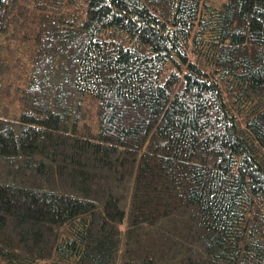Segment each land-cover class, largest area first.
Masks as SVG:
<instances>
[{"label": "trees", "instance_id": "obj_1", "mask_svg": "<svg viewBox=\"0 0 264 264\" xmlns=\"http://www.w3.org/2000/svg\"><path fill=\"white\" fill-rule=\"evenodd\" d=\"M212 1L0 0V264H264V0Z\"/></svg>", "mask_w": 264, "mask_h": 264}, {"label": "rangeland", "instance_id": "obj_2", "mask_svg": "<svg viewBox=\"0 0 264 264\" xmlns=\"http://www.w3.org/2000/svg\"><path fill=\"white\" fill-rule=\"evenodd\" d=\"M212 1V0H211ZM220 0H213L212 3H216L219 2Z\"/></svg>", "mask_w": 264, "mask_h": 264}]
</instances>
